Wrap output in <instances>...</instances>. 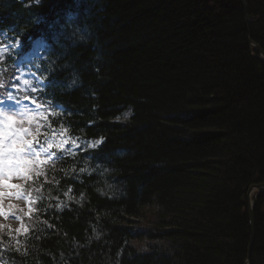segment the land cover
Segmentation results:
<instances>
[{
    "label": "trees",
    "instance_id": "obj_1",
    "mask_svg": "<svg viewBox=\"0 0 264 264\" xmlns=\"http://www.w3.org/2000/svg\"><path fill=\"white\" fill-rule=\"evenodd\" d=\"M33 2L0 0V24L51 26L69 68L48 90L60 127L104 143L35 167L28 232L0 229V264H247L251 244L264 264V194L253 243L247 205L264 184V64L247 40L264 52V0H245L251 24L240 0Z\"/></svg>",
    "mask_w": 264,
    "mask_h": 264
},
{
    "label": "snow or ice",
    "instance_id": "obj_2",
    "mask_svg": "<svg viewBox=\"0 0 264 264\" xmlns=\"http://www.w3.org/2000/svg\"><path fill=\"white\" fill-rule=\"evenodd\" d=\"M36 3H39V0H36ZM73 18L74 17L69 14V19ZM5 51H7V49H5ZM8 99L12 100L13 103H17V101L11 96H9ZM4 121L5 131L3 133V139L0 140V164H3L6 173L17 170L16 162L23 160L26 155H35L38 157L41 154V151L47 152V149L44 148L43 145L33 147L31 143H28L22 136H20L17 130L12 127L11 123H9V116L5 115ZM37 149H39V151ZM81 199H83V197H81ZM17 251H19V249H17Z\"/></svg>",
    "mask_w": 264,
    "mask_h": 264
},
{
    "label": "rangeland",
    "instance_id": "obj_3",
    "mask_svg": "<svg viewBox=\"0 0 264 264\" xmlns=\"http://www.w3.org/2000/svg\"><path fill=\"white\" fill-rule=\"evenodd\" d=\"M55 146L63 150H68L69 152H74L78 149L86 147V144L70 141V139L65 138V137H58V138H55V141H51L49 143V149ZM48 155H49L48 151L47 152L41 151V154L39 156L46 157ZM24 161H23V165H21L20 161L16 162L17 170L15 171L6 173L4 168L0 170V193L4 197V200L7 201L9 204L12 202L17 203L22 208H26V204L23 201H19L13 198V188L12 187L14 184L18 182L19 183L22 182L20 171L25 168ZM9 222L11 226L15 228L17 224L16 219L13 218Z\"/></svg>",
    "mask_w": 264,
    "mask_h": 264
},
{
    "label": "water",
    "instance_id": "obj_4",
    "mask_svg": "<svg viewBox=\"0 0 264 264\" xmlns=\"http://www.w3.org/2000/svg\"><path fill=\"white\" fill-rule=\"evenodd\" d=\"M242 5H243V8L245 10V14H246V22L247 24H251L252 21L249 19V16H248V10H247V4L245 2V0H240ZM248 44H249V48L251 50H255L259 53V58L261 60V62L264 64V52L261 50L260 46L257 45L255 42H253L249 37H248ZM264 194V184H259V185H255L253 187H251L248 191V194H247V205H248V216H249V220H250V225H251V243H253V239H254V235H255V218H254V204H253V195L254 194ZM251 247H252V244L249 248V251H248V257H247V264H251Z\"/></svg>",
    "mask_w": 264,
    "mask_h": 264
},
{
    "label": "bare ground",
    "instance_id": "obj_5",
    "mask_svg": "<svg viewBox=\"0 0 264 264\" xmlns=\"http://www.w3.org/2000/svg\"><path fill=\"white\" fill-rule=\"evenodd\" d=\"M74 4H75V5H74ZM68 5H74V6H72V8H71V11H72V12L79 13V12L81 11V7H82V6H81V5L79 4V2H77V1H75V2L73 1L72 3H70V4H68ZM68 5H67V6H68ZM65 8H66V7H65ZM65 12H66V9H62V8L60 7V8H58V10H57V13H58V14L56 15V17H55V13H53L52 16H50V17H45V18H46V20H47V19L52 20V19L55 17L56 20H60V19H61V16H63ZM47 34H50L49 36H53V37H55V33H53V32H44V35H47ZM249 37H250V36H249ZM251 56H252L253 58L259 60V61L261 62L259 56H257L256 54H254V53L251 52ZM58 65L61 67V66L63 65V62H62V61L59 62ZM68 69H69L68 67H64V66H62V67L60 68L59 71H60L61 73H64L65 70H68ZM51 183H52V182H51ZM4 230L9 231V232H14V231H15V229L12 228V227L4 228Z\"/></svg>",
    "mask_w": 264,
    "mask_h": 264
}]
</instances>
